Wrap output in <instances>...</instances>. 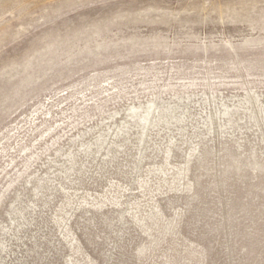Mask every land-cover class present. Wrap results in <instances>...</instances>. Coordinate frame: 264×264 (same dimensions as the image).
<instances>
[{"label": "rangeland", "instance_id": "obj_1", "mask_svg": "<svg viewBox=\"0 0 264 264\" xmlns=\"http://www.w3.org/2000/svg\"><path fill=\"white\" fill-rule=\"evenodd\" d=\"M0 264H264V0H0Z\"/></svg>", "mask_w": 264, "mask_h": 264}, {"label": "bare ground", "instance_id": "obj_2", "mask_svg": "<svg viewBox=\"0 0 264 264\" xmlns=\"http://www.w3.org/2000/svg\"><path fill=\"white\" fill-rule=\"evenodd\" d=\"M212 121V118L211 120ZM137 122L134 127L137 128L138 130V134H139V142H143L144 137L146 136L147 130L150 128L151 125H155L154 127H160L161 124H165L164 121V117H162L161 114H154L153 116V105H148L146 108V111L144 112V114L140 117L137 118ZM125 130H123V128H119L117 131V134L115 133L114 138H100L98 140V146L99 148H104L105 146H107V149L109 148L110 145L113 144L114 140L117 138L119 133H126L128 132L126 129L127 127H125ZM112 139V140H110ZM172 148H173V144L170 143L168 146V149L165 152V155L163 156V161L165 163H167L169 161L170 158V154L172 152ZM108 151V150H106ZM194 152V149L192 150ZM105 156V155H104ZM93 157H95V155H93ZM191 158V154H189L188 156H186L185 158V163L181 168L178 167H170V169H165L163 167V165H158L157 168L155 170H148L147 171V175H154L156 174L157 180H156V185L153 188H149L147 186L146 182H143L144 187H142L143 189V197L147 199L148 201V212L143 211V209L141 208L140 205H138L140 208L139 214H144L142 215V217H139V222L142 225V230L143 233L148 234L150 237L152 236V226H151V222L152 220H156L159 218V211L157 206L154 204L153 199L158 195V193L160 192V190L162 188H173V186L179 182L182 181V179L184 178L185 172L188 169V164ZM141 157L138 159L140 160ZM142 160V159H141ZM153 217V218H152ZM166 230H171V226L167 227Z\"/></svg>", "mask_w": 264, "mask_h": 264}]
</instances>
